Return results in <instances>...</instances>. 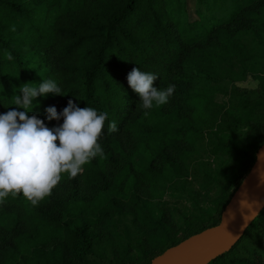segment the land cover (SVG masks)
<instances>
[{
	"label": "trees",
	"instance_id": "16d2710c",
	"mask_svg": "<svg viewBox=\"0 0 264 264\" xmlns=\"http://www.w3.org/2000/svg\"><path fill=\"white\" fill-rule=\"evenodd\" d=\"M133 67L155 74L158 89L175 85L166 104L140 106ZM48 79L63 96L35 98L28 114L51 128L63 120L45 108L69 99L106 112L104 157L62 175L37 206L22 194L0 204V264H151L216 227L256 162L264 0H193L191 13L187 0H0V114L22 84ZM205 264H264V209Z\"/></svg>",
	"mask_w": 264,
	"mask_h": 264
},
{
	"label": "clouds",
	"instance_id": "9594fccd",
	"mask_svg": "<svg viewBox=\"0 0 264 264\" xmlns=\"http://www.w3.org/2000/svg\"><path fill=\"white\" fill-rule=\"evenodd\" d=\"M11 30L15 31V27ZM5 56L13 59L11 53L6 52ZM157 78L138 67L127 74L128 86L138 95L140 106L145 110L166 104L175 91L174 84L165 89L154 87ZM32 85L31 82L22 84L21 95L14 96L16 107L0 114V204L9 196L16 198L22 194L32 206H37L52 194L62 175L73 179L93 158L104 157L99 140L104 134L108 114L92 107L81 108L69 99L60 112L55 106L45 108L49 121L63 120L50 128L35 114L30 116L29 109L34 107L35 98L49 93L63 96L62 90L51 79L43 80L38 86ZM148 114L144 112L145 116ZM107 130L109 133L118 131L117 123H108ZM262 156L264 153L258 159ZM258 180L264 185V175ZM240 204L243 207L244 201Z\"/></svg>",
	"mask_w": 264,
	"mask_h": 264
},
{
	"label": "water",
	"instance_id": "95a60500",
	"mask_svg": "<svg viewBox=\"0 0 264 264\" xmlns=\"http://www.w3.org/2000/svg\"><path fill=\"white\" fill-rule=\"evenodd\" d=\"M261 153H264V143L254 166L223 212L220 223L166 250L151 264H205L231 248L264 209V185L258 180L260 175H264V156L258 159ZM241 201H244L243 207Z\"/></svg>",
	"mask_w": 264,
	"mask_h": 264
},
{
	"label": "rangeland",
	"instance_id": "374dc122",
	"mask_svg": "<svg viewBox=\"0 0 264 264\" xmlns=\"http://www.w3.org/2000/svg\"><path fill=\"white\" fill-rule=\"evenodd\" d=\"M188 1V9H189V13H191V9H192V6H193V0H187ZM241 87H246V88H251V89H255V85L252 84V83H249V84H242ZM264 143V141H263ZM82 174V173H80ZM246 178V177H245ZM244 181V180H243ZM242 184V183H241ZM240 187V186H239ZM238 187V188H239ZM238 190V189H237ZM236 190V191H237ZM235 191V192H236ZM178 200V197L174 198L170 195H167L164 197L163 201L167 203L166 205V209L167 210H171V208H176L173 206V203H176V201ZM200 200V198H199ZM180 203V202H179ZM181 204H183L184 206H187V207H190V204L187 202V199H185L184 201H181ZM203 204L204 206L207 205V206H211L210 203H208L207 201L205 203H201ZM180 206V205H179ZM179 208V207H178ZM177 209V208H176ZM179 210V209H178ZM173 212V211H172Z\"/></svg>",
	"mask_w": 264,
	"mask_h": 264
}]
</instances>
